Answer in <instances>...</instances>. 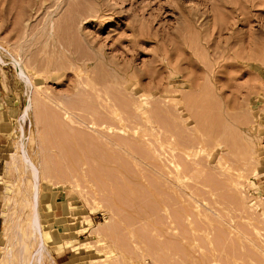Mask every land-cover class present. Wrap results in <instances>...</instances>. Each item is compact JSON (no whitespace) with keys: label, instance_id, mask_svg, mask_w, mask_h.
I'll return each instance as SVG.
<instances>
[{"label":"rangeland","instance_id":"1","mask_svg":"<svg viewBox=\"0 0 264 264\" xmlns=\"http://www.w3.org/2000/svg\"><path fill=\"white\" fill-rule=\"evenodd\" d=\"M75 26L81 47L65 34ZM56 41L99 74L82 85L102 90L104 109L94 92L71 93L77 77L64 58L51 60L64 70L55 81L15 68L55 53ZM173 67L193 89L173 85ZM134 82L150 97L151 126L133 125ZM58 101L84 121L97 108L100 120L90 118L103 125L93 127L111 138L75 114L68 122ZM15 146L26 170L12 166ZM30 168L42 176L31 199L21 193ZM33 199L43 231L32 241L53 264H264V0H0V244L11 248L5 229Z\"/></svg>","mask_w":264,"mask_h":264},{"label":"bare ground","instance_id":"2","mask_svg":"<svg viewBox=\"0 0 264 264\" xmlns=\"http://www.w3.org/2000/svg\"><path fill=\"white\" fill-rule=\"evenodd\" d=\"M62 21V20H61ZM76 23H77V21H76ZM75 23V24H76ZM56 22L55 21H53V19L51 20H49L48 21V24H47V28H46V33H47V35H48V39L50 40V42H52V44L54 43V41H55V39H56V36H55V34H56ZM77 25V24H76ZM60 30V29H59ZM24 32V31H23ZM27 32V31H26ZM39 33V32H38ZM65 34H68V37H69V39H68V42H74L75 43V41H79V44H77L78 46H80L81 47V45H83L82 44V35H81V33L78 31V28H77V26H75L73 29H71L70 30V32H65ZM60 35V34H59ZM60 37V36H59ZM57 42V45H56V52L55 53H53V51L54 50H51L50 48H49V51H48V54H45V53H40V55L38 56V60H36V58L35 59H33L32 61H30V63L29 64H26V63H22V61L20 60V59H17L16 61H14L13 63H14V66H15V68L16 69H19V71H20V68H19V66H20V64L21 65H23L24 66V68H26V69H29V71H31L32 72V74H33V77H36V78H38L40 75H42L45 79H48V81L50 82V81H55V80H59V79H61V77L63 76V71L64 70H62L63 68H61V67H59V66H56V65H54L52 62H51V60H52V58H53V56L55 55V59H54V62H56L55 60H57V62H59L58 60L59 59H62V58H64L65 60H68L70 63H71V67H70V69H72V70H74V72H75V77H77V81H76V84H75V89L73 88V90H72V94L73 93H75V96H79L80 94H86L87 92V94L89 95L90 93L89 92H94V94L98 97V99L100 100V95L102 94V90L100 89H98V88H91L94 84V82L96 83L97 82V79H98V76H99V74H97V72H96V70H87V66H86V63H85V61L83 60V59H81V58H79L78 56H75V53L73 52V50H72V48H73V46H72V48H71V50H69V47H67V46H64L63 44H62V42L61 41H56ZM61 45V46H60ZM84 47V46H83ZM80 49V48H79ZM79 52V51H78ZM179 56V55H178ZM191 61V60H190ZM181 62V61H180ZM98 63V62H97ZM96 63V64H97ZM99 65V64H98ZM97 65V66H98ZM116 70V69H115ZM117 72V71H116ZM182 72L180 71V70H178L177 68H175V67H173V68H170V71H169V76H171L170 78H171V82L173 83V85L174 84H180V85H178V87H183V86H185V87H187L188 89H193V85L191 84V78L193 79V77H189V78H186V80L185 81H183V80H180V77H182ZM189 75H191V76H193V74H192V72H190L189 73ZM188 75V76H189ZM67 76V75H66ZM112 77V76H111ZM133 78V77H132ZM74 82V81H73ZM91 83V85H90V87L88 86V88L85 86V85H82L83 83ZM181 82V83H180ZM34 83H35V85H36V87H38L37 86V82H35L34 81ZM52 83H55V82H52ZM125 84V83H124ZM40 85V84H39ZM172 85V84H171ZM172 85V86H173ZM112 87H114L113 85H111ZM110 86V87H111ZM96 87V86H95ZM99 87V86H98ZM115 87H116V85H115ZM114 87V88H115ZM173 87H177V86H173ZM123 88V87H122ZM168 88V87H167ZM69 89V88H68ZM126 89V88H125ZM98 91V95L96 94V92ZM109 91V90H108ZM120 91V90H119ZM187 91V90H186ZM101 92V94H99ZM110 92V91H109ZM109 92H108V94H109ZM140 92H141V88H139V87H137V85L135 84V82L133 83V87L131 88V93H130V95L132 96V98H133V96H135V97H137V99H135L136 100V102H135V104L133 105V107H135V110H136V112H138L139 114H138V116H135L136 117V120H134V121H136V123L134 122V121H132V122H134L133 123V125L134 124H137V118H141L143 121L142 122H144V123H146V124H144V125H147V124H152L151 123V121H150V119H151V116H150V118H149V114L148 113H152V112H148L147 111V109L148 108H150L151 106L149 105V107H148V102H147V98H149L150 99V97H146L145 98V95L144 96H142V94H140ZM171 92L173 93V95L172 96H174L173 98H171V100L173 101V102H175L176 104H180V102L179 101H181V100H176L177 99V95H176V93L178 92V90L176 89V90H171ZM121 93V92H120ZM43 94H45L44 95V97H45V99L47 100V99H49L50 97H54V96H49L48 95V92H46L45 91V93H43ZM47 94V95H46ZM77 94V95H76ZM137 94H140L141 96H136ZM104 95V97H102ZM103 95L101 96V99H103V98H105V93L103 92ZM112 94H111V92H110V96H111ZM81 96L82 95H80V98H81ZM85 95H83L82 96V98L84 97ZM109 96V95H108ZM125 96H128V95H125ZM150 96V95H149ZM59 97V96H58ZM58 97H54V101H51V100H53V98H51L50 100H48V102H55V99L57 98V100L59 99ZM118 97V96H117ZM170 97H171V95H170ZM62 98V97H61ZM79 98V99H80ZM81 98V99H82ZM79 99H77L76 101L77 102H79L80 100ZM85 99V98H84ZM113 99V98H112ZM129 99H131V98H129ZM148 99V100H149ZM170 99V98H169ZM56 100V101H57ZM62 100V99H61ZM65 99H63V101H64ZM86 100V99H85ZM85 100H81V101H83V102H85ZM106 100V99H105ZM108 101H109V99H107ZM121 100H122V98H121ZM146 100V101H145ZM171 100H169V101H171ZM60 101V100H59ZM58 101V103H60V105L57 103V105L58 106H60V108H58L59 110H62V112L64 111V113L65 114H67V118H69L70 116H68L69 114H71V115H73V114H75L76 115V117H77V120H75V118L74 117H70L71 118V120H67L68 122H71L72 120H75V121H72V122H76V121H78V123L79 124H82V126H84L85 127V129H87V128H89L90 130H92V132L94 131V132H96L97 134H98V130H99V128H98V126L99 127H101L102 128V125H100V122H98L97 123V121H96V124H95V122H93V120H100V117H95V113L97 112V108L94 110L93 109V112H90V113H92L91 115L92 116H86L87 118L85 119L86 121H87V119H91L90 117H93L94 116V118L95 119H91L92 121H90V120H88L87 122L86 121H84L81 117H82V114H78V115H80V116H78L77 114H76V112H74V113H71L70 111L73 109V107H71V105H73V104H66L67 102H62V104L64 103V104H66L67 106H68V108L69 109H71V110H69L68 108H66L65 106L66 105H62L61 104V102H59ZM102 101V103H103V105H101V102ZM104 100H100L99 102H98V100H97V102H98V104H99V107H101L102 106V108H103V106L104 107H106L104 104V102H103ZM158 101V100H157ZM161 101V100H160ZM73 102V101H72ZM76 102V103H77ZM82 102V103H83ZM97 102H96V104H97ZM107 102V101H106ZM110 102V101H109ZM108 102V103H109ZM166 102H168V101H166ZM52 103V104H53ZM56 103H55V105L54 106H56ZM71 103V102H70ZM75 103V102H74ZM79 103H80V105H79ZM78 103V105L80 106V107H82V109H83V107H85V108H87L88 106H85V105H88L86 102V104L85 105H82L81 104V102H79ZM115 103V102H114ZM113 103V104H114ZM156 103H158V102H156ZM164 103V102H163ZM98 104H97V107H98ZM116 104V103H115ZM114 104V105H115ZM164 104H166V103H164ZM170 104H171V102H170ZM175 104V105H176ZM185 104V103H184ZM62 105V106H61ZM78 105H76V107H74L75 109L77 108V106ZM82 105V106H81ZM101 105V106H100ZM106 105H108L107 103H106ZM110 106H111V103L109 104ZM159 105V104H158ZM163 105V104H162ZM174 105V106H175ZM58 106H56V108L58 107ZM70 106V107H69ZM109 106V107H110ZM120 106V105H119ZM172 106V105H171ZM91 107V106H90ZM93 107V106H92ZM98 107V111H100V110H102L103 111V109H100ZM118 107V106H117ZM178 107V106H177ZM189 107V106H188ZM36 108V107H35ZM85 108L83 109V110H85ZM107 108H108V106H107ZM112 108H114L113 109V111H112ZM110 107V110L114 113V110H115V107ZM122 109H123V107H121ZM78 109V108H77ZM82 109L80 110V108L78 109V110H80V111H82ZM91 109L92 108H90V109H88L89 111H91ZM100 109V110H99ZM106 109V108H105ZM157 109V108H156ZM155 109V110H156ZM185 109H188V108H184V110ZM194 109V108H193ZM58 110V111H59ZM116 110H119V109H117L116 108ZM152 110V109H151ZM161 110H163L162 108H161ZM86 111H87V109H86ZM96 111V112H95ZM105 111V110H104ZM103 111V112H104ZM109 111V110H108ZM122 111V110H121ZM124 111H125V109H124ZM150 111V110H149ZM73 112V111H72ZM106 112H107V110H106ZM105 112V113H106ZM119 112H120V110H119ZM125 112H127V111H125ZM148 112V113H147ZM154 112V111H153ZM155 112H157V111H155ZM181 112V111H180ZM61 113V112H60ZM82 113H84V111H82ZM102 113V112H101ZM101 113H97L96 115H100ZM108 113V112H107ZM116 113V112H115ZM123 112H121V113H118L119 115H121ZM175 113V112H174ZM173 113V114H174ZM202 113V112H201ZM65 114H63V115H65ZM124 114V113H123ZM153 114V113H152ZM195 114V113H194ZM194 114H193V117H194ZM119 115L117 116V117H115V118H112L114 121L113 122H116V120L118 121V120H120V121H118L117 122V124H121V122L123 121V120H127L128 118H129V120H127L128 122H131V117H126L125 119H124V117H123V119L121 120V117L123 116H121L120 117V119H117L118 117H119ZM128 115H130V114H128ZM132 115V114H131ZM130 115V116H131ZM139 115H140V117H139ZM176 115V114H175ZM83 116H85V115H83ZM124 116H125V114H124ZM132 116H134V115H132ZM155 116V115H154ZM78 117H80V118H78ZM113 117H114V115H113ZM159 117H162V116H159ZM192 117V118H193ZM164 118H165V116H163V119L162 120H164ZM176 118H177V116H176ZM106 119V118H105ZM111 119V120H112ZM133 119H135V118H132V120ZM158 119V118H157ZM156 119V120H157ZM160 119V118H159ZM166 119V118H165ZM101 120H102V118H101ZM155 120V121H156ZM104 122H106V120L105 121H103V123ZM124 122V121H123ZM131 122V123H132ZM164 122V121H163ZM67 123V122H66ZM77 123V122H76ZM77 123V124H78ZM107 123H111L112 124V122L109 120ZM130 123V124H131ZM157 123H159L158 121L156 122V124ZM189 123V122H188ZM93 124H95V125H97L98 124V126H96L95 128L93 127V126H95V125H93ZM106 124V123H105ZM110 124V125H111ZM115 124L116 123H114V124H112V125H114L115 126ZM116 124V125H117ZM130 124H129V126H130ZM153 124H155V122H153ZM165 123H163V125H164ZM169 124V123H168ZM71 125V124H70ZM106 125H108V124H106ZM110 125H108V128H110L109 126ZM124 125H127V127H129L128 126V124H126V122H124ZM124 125L122 126V127H124ZM132 125V124H131ZM133 125L131 126V127H133ZM139 125H141V124H139ZM160 125V124H159ZM158 125V126H159ZM162 125V124H161ZM160 125V126H161ZM162 125V126H163ZM76 126V125H75ZM81 126V127H82ZM136 126V125H135ZM138 126V125H137ZM136 126V127H137ZM151 126V125H150ZM79 127V126H78ZM87 127V128H86ZM117 127H119V125L117 126ZM122 127H119L120 128V130H118L119 132H123L122 131ZM74 128V127H73ZM72 128V129H73ZM96 128H98V129H96ZM103 128H105V125H104V127ZM106 128H107V126H106ZM105 128V129H106ZM107 128V129H108ZM126 128V127H125ZM159 128V127H158ZM84 129V128H83ZM98 131H96V130ZM124 129V128H123ZM149 129V128H148ZM166 129V128H165ZM76 130V129H75ZM81 130V129H80ZM88 130V129H87ZM89 130V131H90ZM125 130V129H124ZM156 130V129H155ZM81 131H84V130H81ZM86 131V130H85ZM141 131V130H140ZM145 131V130H144ZM101 132V135H102V130L100 131ZM126 132V131H125ZM134 133H135V131H133ZM132 132V133H133ZM156 132H157V130H156ZM164 132V131H163ZM195 132H196V130H195ZM88 134H89V132H87ZM113 133V132H112ZM133 133V134H134ZM142 133V132H141ZM144 133V132H143ZM92 133H90V135H91ZM97 134H95V136H96V138L97 139H101L100 137H102L101 135H97ZM113 134H115V133H113ZM123 134H124V132H123ZM2 135V134H1ZM4 135V134H3ZM105 135H107V134H105ZM105 135L103 136V137H105ZM117 135V134H116ZM126 135V134H125ZM98 136H99V138H98ZM108 137H109V135H107ZM107 136H106V139L105 140H107L108 138H107ZM115 136V135H114ZM117 136H119V135H117ZM80 137H82V136H80ZM79 137V138H80ZM102 137V139H104ZM126 137V136H125ZM143 137V136H142ZM196 137V136H195ZM92 138H93V136H92ZM109 138H111V137H109ZM124 137H122V139H123ZM131 138V137H130ZM129 138V139H130ZM132 138H134V135L132 136ZM131 138V139H132ZM159 138V137H158ZM91 139V138H90ZM90 139H89V141H90ZM94 139V138H93ZM119 139V138H118ZM3 140V139H2ZM112 140H113V138H112ZM120 140V139H119ZM119 140H117V141H119ZM125 140V139H124ZM178 140V139H177ZM201 140V139H200ZM86 141V140H85ZM88 141V140H87ZM104 141V140H103ZM116 140H115V142H117ZM127 141V140H126ZM150 141V140H149ZM169 141V140H168ZM179 141V140H178ZM191 141V140H190ZM80 142V141H79ZM100 142V141H99ZM107 144H111V141L109 140V142H108V140L107 141H105ZM114 141H113V143H115ZM120 142H121V140H120ZM177 142V141H176ZM180 142V141H179ZM12 143V142H11ZM87 143V142H86ZM89 144H90V142H88ZM97 143V142H96ZM101 143H104V142H101ZM113 143L111 144L112 146H113ZM117 143H119V142H117ZM125 142H122V144H124ZM178 143V142H177ZM136 144V143H135ZM169 144V143H168ZM15 145V144H14ZM91 145V144H90ZM115 145V144H114ZM118 145V144H117ZM120 145V147H118V146H116V147H118V148H120L121 150H125V149H122V148H126V143H125V145L121 148V143L119 144ZM137 147H139L138 146V144H137ZM142 147V146H141ZM179 149H181V148H179ZM15 150H16V152L15 151H13L11 154H10V158H11V163H13V167H15V164H17V165H19V166H21L24 170H26L25 169V167H24V164L25 163H23V161H26V159L25 158H23L24 157V155L22 154L23 152H21V148H20V146H15ZM83 150V149H82ZM117 150V149H116ZM126 150H127V148H126ZM129 150V149H128ZM134 150V149H133ZM121 152V151H120ZM128 152V151H127ZM130 152V151H129ZM123 153V152H122ZM126 154V153H125ZM129 154V153H128ZM15 155H17L18 156V158H15ZM130 156V155H129ZM138 157H139V155H137ZM192 156V155H191ZM175 157V156H174ZM131 159V158H130ZM137 159V158H136ZM142 159V158H141ZM144 159V158H143ZM145 160V159H144ZM169 160V159H168ZM143 161V160H142ZM146 161V160H145ZM174 161H175V159H174ZM176 161H177V159H176ZM196 161V160H195ZM175 163H177V162H175ZM196 163H197V161H196ZM219 163V162H218ZM148 164H150V163H148ZM177 164H179V163H177ZM174 165V164H173ZM197 165H198V163H197ZM18 166V168H20ZM142 166V165H141ZM146 166V165H145ZM204 166V165H203ZM219 166V165H218ZM15 169V168H14ZM147 169H148V167H147ZM179 170V169H178ZM226 170H227V168H226ZM17 171H18V169H17ZM16 171V172H17ZM91 171V170H90ZM157 171V170H156ZM225 171V170H224ZM7 172H9V171H7ZM24 172V171H23ZM25 172H27V171H25ZM29 174H28V172H27V174H28V176H27V180H26V182H28L29 181V184H26V183H24L22 186V190H21V193H23V194H25L29 199H31V196H32V194H33V196L35 195V193H37L36 191H35V189H34V186H36L37 184H36V180L37 179H41L42 178V176H41V172L40 173H37V171L35 170V168L33 169V168H30V170H29ZM95 172V171H94ZM179 172V171H178ZM199 172V171H198ZM161 174V173H160ZM180 174V173H179ZM160 176V175H159ZM164 176V175H163ZM168 176V175H167ZM182 177V176H181ZM176 178V177H175ZM173 178L171 177V180H172ZM189 179V178H188ZM24 182V181H23ZM184 182V181H183ZM182 182V183H183ZM175 184V183H174ZM185 185V184H184ZM172 186V185H171ZM181 187V186H180ZM188 189V188H187ZM189 196V195H188ZM78 198V197H77ZM27 203L28 204H25L26 205V208H27V212H24V214H25V217L24 216H20V217H17V219L15 220V224L13 223L12 224V226L9 228H7V229H5V232H4V242L5 241H7L8 242V239H9V233H8V231L9 232H11L12 233V240H11V242H10V246H11V248L8 246V247H6V246H4V244H0V264H13L14 262H16V264H23V260H22V253H23V255L24 256H28L29 257V262H28V264H53V261H51L50 259H48L49 257L47 256V253H46V251H45V249H44V244H43V242H42V240H39V241H37V242H33L32 240L35 238V237H38L39 235H37V233H42V231H43V229H42V224H41V222H39L38 220H39V218H38V215H37V212H36V208H35V202H34V199L32 200V201H27ZM207 207V206H206ZM71 208H72V206H71ZM75 208V207H74ZM5 214V213H4ZM3 214V215H4ZM22 214V213H21ZM7 218V217H6ZM5 218V219H6ZM4 219V218H3ZM7 220V219H6ZM9 221V220H8ZM14 221V220H13ZM6 222V221H5ZM4 222V223H5ZM11 223V222H10ZM104 224H108V221H105V223ZM3 229H4V227H3ZM97 228L96 227H94L93 228V230H96ZM9 234V235H8ZM39 239V238H38ZM31 249H33V251L31 250Z\"/></svg>","mask_w":264,"mask_h":264}]
</instances>
